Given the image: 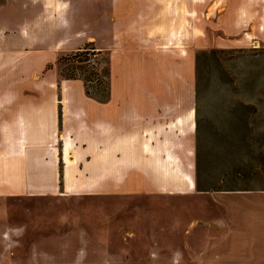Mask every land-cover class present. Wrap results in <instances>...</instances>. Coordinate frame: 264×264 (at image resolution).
I'll list each match as a JSON object with an SVG mask.
<instances>
[{
    "label": "rangeland",
    "instance_id": "374dc122",
    "mask_svg": "<svg viewBox=\"0 0 264 264\" xmlns=\"http://www.w3.org/2000/svg\"><path fill=\"white\" fill-rule=\"evenodd\" d=\"M47 1L0 0V105L108 97L116 53L177 49L199 62L196 129L165 134L179 142L185 170L167 145L156 169L163 186L147 185L144 171H121L109 193L86 177L82 153L70 181L65 165L57 171L64 118L57 139L47 117L26 143L0 133V264H264V33L254 22L232 36L215 29L239 19L242 0H61L62 9ZM152 142L149 134L148 153ZM19 145L49 170L46 185L28 173L13 187L24 196L6 200L1 169L21 157L8 149ZM136 174L137 185H127Z\"/></svg>",
    "mask_w": 264,
    "mask_h": 264
},
{
    "label": "crops",
    "instance_id": "0c3cea01",
    "mask_svg": "<svg viewBox=\"0 0 264 264\" xmlns=\"http://www.w3.org/2000/svg\"><path fill=\"white\" fill-rule=\"evenodd\" d=\"M242 2L239 19H235L231 24L224 18L215 29H223L232 36L254 22L257 32L260 30L264 33L259 27L264 25V8L260 5L263 2L261 0H242ZM257 5H259L258 9ZM196 41L194 37L193 47ZM235 42L232 45H235ZM218 43L228 46L223 40H217ZM197 62L195 53L189 51L183 54L177 49L167 53L154 50L116 53L112 60L113 79L110 83L109 99L105 101L93 98L3 100L4 104L0 105V123L6 125L1 126L0 133L13 132L14 137L19 139V144L23 140L26 143L42 131L40 122L43 117H47L51 122L49 132L59 131L58 125L61 118H64L65 120L62 121L65 134L64 149L53 146V151L57 171L62 164L65 165V179H72V173L78 163L76 155L82 153L87 156L86 177L100 180L99 187L103 193L105 191L109 193L111 190L109 188H120L121 171H144L150 175L148 179L144 174L147 185L163 186V180L156 174V169L161 166L167 145L173 149L182 169L185 170L184 159L176 148L180 146L179 142L164 138L168 137L165 134L173 130L180 138V132H185L186 127L193 132L196 129L193 119L196 113ZM134 81L139 82L136 91L132 86ZM180 119L185 120L187 124L182 129L178 127V130H175L177 127L173 128L172 125L176 122L178 124ZM149 134L153 135L152 153L145 150ZM55 136L57 139L58 133L55 132ZM70 142L73 144V149L71 161L67 163L65 147ZM8 149L17 151L21 157L15 159L16 162L10 164L8 168L1 169L2 180L7 178L5 185L1 184L2 188L4 187L1 191L5 199L7 197L6 200L13 197L21 199L24 196L25 192H15L13 187H20V181L25 183L28 173L32 174L34 186L46 185L42 179L48 176L49 170L41 167L40 164L36 166L35 163H31L25 145L8 147ZM131 176L130 180H127V185L136 186L139 178L137 174ZM153 177H156V183ZM194 187V182H191L190 189ZM111 195L113 194H102V197ZM29 196L31 197V194Z\"/></svg>",
    "mask_w": 264,
    "mask_h": 264
},
{
    "label": "bare ground",
    "instance_id": "6f19581e",
    "mask_svg": "<svg viewBox=\"0 0 264 264\" xmlns=\"http://www.w3.org/2000/svg\"><path fill=\"white\" fill-rule=\"evenodd\" d=\"M56 2V7L59 9H62L64 8V4L61 3V0H49V2L47 1V4H50V3H54ZM61 4V5H60ZM54 7V6H53ZM48 9V8H47ZM193 15V14H192ZM70 150V149H69ZM67 153H68V150H67ZM71 170V169H70Z\"/></svg>",
    "mask_w": 264,
    "mask_h": 264
},
{
    "label": "trees",
    "instance_id": "16d2710c",
    "mask_svg": "<svg viewBox=\"0 0 264 264\" xmlns=\"http://www.w3.org/2000/svg\"><path fill=\"white\" fill-rule=\"evenodd\" d=\"M198 63H199V62H197V69H198ZM110 73H111V71H110ZM109 92H110V89H109ZM93 98L98 99V100H103V101H104V100H107V99L110 98V93H109L108 97H104V98L93 97Z\"/></svg>",
    "mask_w": 264,
    "mask_h": 264
}]
</instances>
